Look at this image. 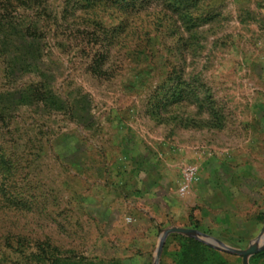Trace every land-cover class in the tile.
<instances>
[{
    "label": "rangeland",
    "instance_id": "1",
    "mask_svg": "<svg viewBox=\"0 0 264 264\" xmlns=\"http://www.w3.org/2000/svg\"><path fill=\"white\" fill-rule=\"evenodd\" d=\"M42 2L33 17L41 57L31 71L11 80L0 58V91L44 79L56 96L55 106L37 101L0 121L9 162L0 174V264H47L41 247L109 258L92 224L80 221L75 172H93L116 129L169 145L183 167L197 169L242 160L258 146L259 222L242 242L218 237L248 247L264 228V0H137L127 8L88 0L73 10L63 0ZM182 236L242 264L240 254ZM181 244L167 240L158 264H176L179 251H191ZM257 253L252 264H264V247ZM154 254L121 261L153 264Z\"/></svg>",
    "mask_w": 264,
    "mask_h": 264
},
{
    "label": "crops",
    "instance_id": "2",
    "mask_svg": "<svg viewBox=\"0 0 264 264\" xmlns=\"http://www.w3.org/2000/svg\"><path fill=\"white\" fill-rule=\"evenodd\" d=\"M256 147L242 160L200 162L198 179L179 192L181 153L136 131L116 129L93 172L81 167L75 172L80 221L92 224V237L107 259L149 257L170 227L242 242L260 218ZM173 234L183 235L169 233L164 243Z\"/></svg>",
    "mask_w": 264,
    "mask_h": 264
},
{
    "label": "trees",
    "instance_id": "3",
    "mask_svg": "<svg viewBox=\"0 0 264 264\" xmlns=\"http://www.w3.org/2000/svg\"><path fill=\"white\" fill-rule=\"evenodd\" d=\"M44 0H0V58L6 76L15 80L18 76L31 71L35 60L41 57L40 48L43 44V35L37 21L33 17L44 8ZM88 0H63V6L68 9H81ZM94 1V0H93ZM118 7L127 8L137 0H106ZM29 10L33 15L24 13ZM56 96L50 94L47 82L44 79L32 83L0 91V121L9 123L16 110L21 106H31L40 101L44 106H55ZM51 100L53 102H51ZM0 146V174L9 169V162ZM172 239L179 238L183 248L191 250L185 254L184 250L176 255V264H227L221 260L219 253L194 239L173 234ZM187 241V244L184 242ZM190 242L191 245H188ZM191 246V247H190ZM47 264H122L120 259L85 258L76 254H63L61 252L47 251L43 247ZM193 250V251H192ZM250 258L252 264L253 258ZM219 259V262L216 260Z\"/></svg>",
    "mask_w": 264,
    "mask_h": 264
},
{
    "label": "water",
    "instance_id": "4",
    "mask_svg": "<svg viewBox=\"0 0 264 264\" xmlns=\"http://www.w3.org/2000/svg\"><path fill=\"white\" fill-rule=\"evenodd\" d=\"M173 232L180 233V234L190 236V237H194L198 239L199 241H202L220 250L240 254L242 256V264H249L248 258L251 255L259 252L264 247V228L262 229V232L256 238L250 241L248 247H246L245 249H236V248L230 247L222 243L219 239L212 237L210 235H207L205 233H202L198 230L182 228V227H170V228L163 230L159 236V239L157 241V246L155 249L153 264H158V259L161 253L164 240L169 233H173Z\"/></svg>",
    "mask_w": 264,
    "mask_h": 264
},
{
    "label": "built area",
    "instance_id": "5",
    "mask_svg": "<svg viewBox=\"0 0 264 264\" xmlns=\"http://www.w3.org/2000/svg\"><path fill=\"white\" fill-rule=\"evenodd\" d=\"M181 184L179 185V192L186 191L189 186L198 179V169L196 165L189 164L184 166L181 173Z\"/></svg>",
    "mask_w": 264,
    "mask_h": 264
}]
</instances>
